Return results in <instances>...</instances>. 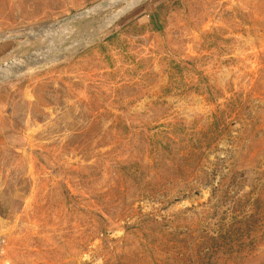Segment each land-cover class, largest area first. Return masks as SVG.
Masks as SVG:
<instances>
[{
	"label": "rangeland",
	"instance_id": "rangeland-1",
	"mask_svg": "<svg viewBox=\"0 0 264 264\" xmlns=\"http://www.w3.org/2000/svg\"><path fill=\"white\" fill-rule=\"evenodd\" d=\"M0 75V264H264V0H0Z\"/></svg>",
	"mask_w": 264,
	"mask_h": 264
},
{
	"label": "water",
	"instance_id": "water-1",
	"mask_svg": "<svg viewBox=\"0 0 264 264\" xmlns=\"http://www.w3.org/2000/svg\"><path fill=\"white\" fill-rule=\"evenodd\" d=\"M107 5H108L107 2H103V3H100L97 7H98V8H104V7L107 6ZM89 11H90V10L83 11V12L79 13L78 15H75V16H73V17H69L68 19L65 20V22L68 21V20H71V19H75V18H77V17L86 16L87 14H89Z\"/></svg>",
	"mask_w": 264,
	"mask_h": 264
},
{
	"label": "built area",
	"instance_id": "built-area-1",
	"mask_svg": "<svg viewBox=\"0 0 264 264\" xmlns=\"http://www.w3.org/2000/svg\"><path fill=\"white\" fill-rule=\"evenodd\" d=\"M4 245H5L4 244V239H3V236L0 233V252L2 251Z\"/></svg>",
	"mask_w": 264,
	"mask_h": 264
},
{
	"label": "bare ground",
	"instance_id": "bare-ground-1",
	"mask_svg": "<svg viewBox=\"0 0 264 264\" xmlns=\"http://www.w3.org/2000/svg\"><path fill=\"white\" fill-rule=\"evenodd\" d=\"M4 75H5V73H4ZM0 76H2V75H0ZM6 76V75H5ZM8 76V75H7Z\"/></svg>",
	"mask_w": 264,
	"mask_h": 264
}]
</instances>
